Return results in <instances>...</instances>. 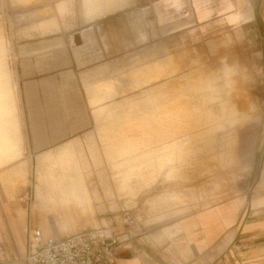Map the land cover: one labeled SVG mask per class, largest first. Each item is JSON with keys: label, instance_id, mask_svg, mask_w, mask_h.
Instances as JSON below:
<instances>
[{"label": "rangeland", "instance_id": "1", "mask_svg": "<svg viewBox=\"0 0 264 264\" xmlns=\"http://www.w3.org/2000/svg\"><path fill=\"white\" fill-rule=\"evenodd\" d=\"M58 1L0 0V154L6 153L7 135L14 161L21 155V138L17 68L6 15L11 6L53 11ZM155 1L56 4L60 14L73 2L74 11L81 8L93 17L126 6L124 35H110L111 42L123 38L126 43L124 81L111 83L108 96L91 102L99 121L125 123V132L119 150L117 141H110L108 162H88L87 156L70 152L55 162H15L10 165L12 179L5 183L2 178L10 167L0 169V213L12 193L11 199L28 213L26 244L31 228L40 229L41 222L51 235L62 237L98 227L107 216L125 211L145 221L160 213L187 215L241 201V219L249 217L247 206L264 179L263 30L256 25L235 30L203 26ZM50 23L56 24H44ZM70 187L79 189L77 199ZM63 190L78 204L72 211L53 209ZM1 215L6 248H0V261L18 254ZM12 260L9 264H15Z\"/></svg>", "mask_w": 264, "mask_h": 264}, {"label": "crops", "instance_id": "2", "mask_svg": "<svg viewBox=\"0 0 264 264\" xmlns=\"http://www.w3.org/2000/svg\"><path fill=\"white\" fill-rule=\"evenodd\" d=\"M155 3H162L166 10L181 12L182 19L192 17L203 26L235 30L256 25L264 33V0H157ZM56 4L55 10L45 13L13 6L8 9L7 34L17 68L16 114L21 155L15 161L12 159L13 151L8 150L6 135V153L0 154V161L5 163L0 169L15 162H55L56 158L70 154L87 156L88 162H108L110 141H117L119 150L124 140L125 123L99 121L96 116L99 113L91 102L99 95L108 96L111 83L124 81L121 76L124 78L126 74V43L123 38L121 42H111L110 35H124L126 6L93 17L81 8L74 11L73 2L67 13L60 14ZM52 20L54 26L44 24ZM76 36L81 37L79 41L74 40ZM13 115L11 111V119ZM12 169L3 176V183L12 179ZM66 192H59L53 209L67 212L77 207L76 200L67 198ZM70 193L77 199L80 191L70 187ZM8 195L10 198L3 202L1 213L18 249V254L11 253L18 264L23 255L20 253L25 252L27 245L28 213L21 203L11 199L12 193ZM37 200L41 204L38 197ZM242 212L241 201H234L192 214L160 213L153 219L142 220L143 229L138 234L121 236L115 264H264V179L253 192L245 222L241 219ZM40 229L45 236L66 237L51 235L44 222L40 223ZM0 244V248H6L2 234ZM5 258L0 264H9L13 259Z\"/></svg>", "mask_w": 264, "mask_h": 264}, {"label": "built area", "instance_id": "3", "mask_svg": "<svg viewBox=\"0 0 264 264\" xmlns=\"http://www.w3.org/2000/svg\"><path fill=\"white\" fill-rule=\"evenodd\" d=\"M143 229L142 219L131 212L109 215L104 223L64 238L45 236L31 228L25 253L18 264H115L122 235Z\"/></svg>", "mask_w": 264, "mask_h": 264}, {"label": "bare ground", "instance_id": "4", "mask_svg": "<svg viewBox=\"0 0 264 264\" xmlns=\"http://www.w3.org/2000/svg\"><path fill=\"white\" fill-rule=\"evenodd\" d=\"M41 230V229H40ZM42 231V230H41Z\"/></svg>", "mask_w": 264, "mask_h": 264}]
</instances>
